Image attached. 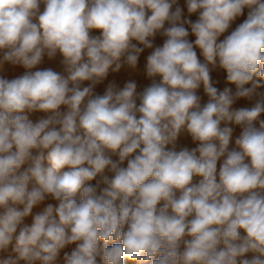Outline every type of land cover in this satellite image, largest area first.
Instances as JSON below:
<instances>
[{"label": "clouds", "instance_id": "clouds-1", "mask_svg": "<svg viewBox=\"0 0 264 264\" xmlns=\"http://www.w3.org/2000/svg\"><path fill=\"white\" fill-rule=\"evenodd\" d=\"M0 264H264V0H0Z\"/></svg>", "mask_w": 264, "mask_h": 264}, {"label": "rangeland", "instance_id": "rangeland-1", "mask_svg": "<svg viewBox=\"0 0 264 264\" xmlns=\"http://www.w3.org/2000/svg\"><path fill=\"white\" fill-rule=\"evenodd\" d=\"M158 43H162V40L161 39H159L158 38V41H157ZM142 63H143V58H142V61H141ZM44 66H52V67H57V65L56 64H50V63H48V62H46L45 63V65ZM22 69L20 70V69H16V70H14V71H10L9 73H8V75H9V77H11V76H13V75H19V74H21L22 73ZM123 77H121V79H122ZM141 83L143 84V83H147V81H144L143 79H141ZM34 118L33 119H35L36 117L35 116H33ZM183 141V140H182ZM181 141V143H188V141H186V140H184V142H182Z\"/></svg>", "mask_w": 264, "mask_h": 264}, {"label": "bare ground", "instance_id": "bare-ground-1", "mask_svg": "<svg viewBox=\"0 0 264 264\" xmlns=\"http://www.w3.org/2000/svg\"><path fill=\"white\" fill-rule=\"evenodd\" d=\"M239 22V21H238ZM21 70V69H20ZM34 118V117H33ZM182 142H184V140L182 141Z\"/></svg>", "mask_w": 264, "mask_h": 264}]
</instances>
